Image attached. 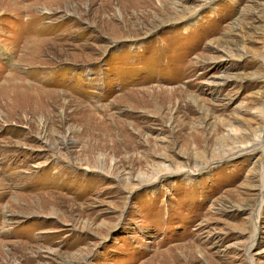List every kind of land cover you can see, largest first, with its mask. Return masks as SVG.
<instances>
[{
    "label": "rangeland",
    "instance_id": "rangeland-1",
    "mask_svg": "<svg viewBox=\"0 0 264 264\" xmlns=\"http://www.w3.org/2000/svg\"><path fill=\"white\" fill-rule=\"evenodd\" d=\"M0 264H264V0H0Z\"/></svg>",
    "mask_w": 264,
    "mask_h": 264
}]
</instances>
